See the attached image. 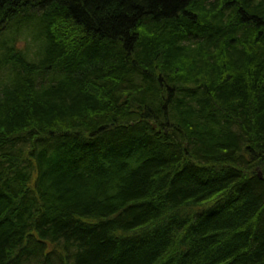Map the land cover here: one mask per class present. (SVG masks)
<instances>
[{
    "label": "trees",
    "instance_id": "1",
    "mask_svg": "<svg viewBox=\"0 0 264 264\" xmlns=\"http://www.w3.org/2000/svg\"><path fill=\"white\" fill-rule=\"evenodd\" d=\"M0 264H264V0H0Z\"/></svg>",
    "mask_w": 264,
    "mask_h": 264
},
{
    "label": "rangeland",
    "instance_id": "2",
    "mask_svg": "<svg viewBox=\"0 0 264 264\" xmlns=\"http://www.w3.org/2000/svg\"><path fill=\"white\" fill-rule=\"evenodd\" d=\"M19 47L21 49H29L30 53L28 55L29 59L33 58V54H34V45H33V41L30 37H26V36H23L21 37L20 41H19Z\"/></svg>",
    "mask_w": 264,
    "mask_h": 264
},
{
    "label": "water",
    "instance_id": "3",
    "mask_svg": "<svg viewBox=\"0 0 264 264\" xmlns=\"http://www.w3.org/2000/svg\"><path fill=\"white\" fill-rule=\"evenodd\" d=\"M261 176V175H260Z\"/></svg>",
    "mask_w": 264,
    "mask_h": 264
}]
</instances>
